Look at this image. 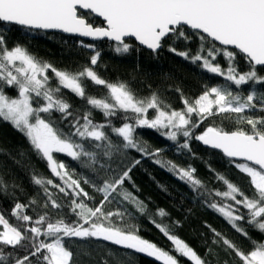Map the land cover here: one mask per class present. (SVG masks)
Masks as SVG:
<instances>
[{"label": "snow or ice", "instance_id": "6c2138e0", "mask_svg": "<svg viewBox=\"0 0 264 264\" xmlns=\"http://www.w3.org/2000/svg\"><path fill=\"white\" fill-rule=\"evenodd\" d=\"M81 9L102 17L106 26H94ZM0 22L34 30L58 29L84 37H107L117 42V53L132 50L133 45L127 42L128 38H134L153 54H158L169 38H173V43L181 40L191 42L195 38L199 41L195 53L187 48L180 51L171 44L168 50L228 82L205 85L203 92L194 99L181 93L184 107L177 110L156 91L147 97H139L129 82H110L102 78L94 70L100 58L99 51L90 56L88 65L78 70L59 69L33 54L26 46L16 44L9 48L5 36L0 33V119L22 133L31 151L46 161L52 176L63 181L61 186L52 178L33 173L32 182L41 186L47 197L43 204L45 211L35 219L26 212L37 203L35 199H30L27 204L16 200L10 213L16 223L0 211V264H33L32 258H35V264H76L74 251L66 246V238L110 242L146 254L163 264H179L177 256L188 259L192 264H211L174 234L182 226L181 221L164 224L149 217L172 242L173 248L165 250L143 238L139 227L128 222L135 216L127 207L123 211L119 207L115 211L105 210L113 201L121 205L127 202L139 214H148L147 204L124 187L125 181L132 182L130 173L140 164L136 159L130 165H124V153L134 149L142 156L160 157L164 149L150 148L146 141L137 138V128L156 130L174 142L178 152L186 151L192 157L196 156L191 148L193 139L219 149L229 158V163L247 175L253 189L251 195H246L236 183L210 165L209 171L224 184V190L209 188L191 164L181 166L171 160H154L185 182L196 199L225 217L231 227L248 238L253 246L245 251L211 225H206L214 234V244L222 242L225 251L235 253L241 264H264V241L251 240L247 229L242 226L247 223L264 235V116L245 114L253 110L264 112V92L254 87L264 86V75L258 70L264 69V0H0ZM82 46L94 47L92 44ZM220 56L226 59V67L219 63L217 57ZM237 57L244 59L247 71L239 70ZM88 81L104 86L107 94L96 96L88 93ZM232 85L237 89L248 86L250 90L244 95L240 90L234 91ZM6 88L14 89L17 94H7ZM63 89L90 106L82 116L74 115L73 106L63 95ZM176 91L180 92V89ZM92 110L100 111L105 120L94 122ZM149 110L155 112L151 118ZM120 112L125 114V122L117 127L111 118ZM54 113L60 114L58 119ZM217 116L225 119L235 116L237 126L227 129L213 123L196 134L195 130L205 121ZM69 118V130L65 131L60 125L68 122ZM108 128L122 141L114 142L106 131ZM0 154L11 157V153L2 148ZM18 154L23 157L27 153L20 150ZM57 154L66 155L97 174L104 173L99 177V183L83 180L102 194L99 204L89 206L85 202V198H93L81 187V181L73 178L68 166L57 159ZM234 158H242L243 162L237 163ZM116 159L121 163L112 168ZM48 186L71 197L67 207L75 220L69 223L63 215L54 218L49 214V208L55 213L65 205L57 202ZM17 187L0 173V196L14 195ZM132 187L135 189L134 183ZM241 206L246 212L240 210ZM154 215L170 216L164 208H158ZM42 236L48 239H41ZM17 249H23L27 254L20 256ZM211 252L212 249L208 248L206 255ZM84 255L90 256V253L85 252Z\"/></svg>", "mask_w": 264, "mask_h": 264}, {"label": "trees", "instance_id": "16d2710c", "mask_svg": "<svg viewBox=\"0 0 264 264\" xmlns=\"http://www.w3.org/2000/svg\"><path fill=\"white\" fill-rule=\"evenodd\" d=\"M81 13L94 26L103 25L99 19L92 16L89 12ZM187 31L192 32L190 29H187ZM0 33L5 36V41L9 48L16 44L26 46L33 54L50 61L59 69L78 70L84 65H88L90 63V56L99 51L100 58L98 65L94 66V70L102 78L110 82H116L117 80L129 82L139 97H147L151 92L156 91L166 103L171 104L172 108L177 110L184 107L181 93L185 97L194 99L203 92L205 85L213 86L228 83L223 77L209 73L197 64H193L189 60L168 50V46L171 44L180 51L187 48L195 53L199 46V41L195 38L191 42L181 40L176 43H173V38H169L165 40L164 47L159 53L153 54L151 51L139 47L132 40H127L128 43L133 45L130 52L117 53L115 51L117 44L112 42L99 41L91 43L76 37L32 30L3 22H0ZM87 44H92L94 47L90 49L82 46ZM217 47L220 46L217 45ZM217 59L222 67L227 66L226 59L223 56L217 57ZM237 63L240 71L248 70L243 58L237 57ZM258 70L261 75H264L263 69ZM49 75H52L51 72H49ZM52 83L55 85L56 81L53 80ZM87 84L88 93L96 96L107 94V89L104 86L93 85L90 81ZM254 87L264 92V86L255 85ZM177 88L180 89V92L176 91ZM232 88L234 91H242L244 95H247L250 90L248 86H241L240 89H237L236 86L232 85ZM5 91L11 96L17 94L12 88H6ZM62 93L72 104L74 115L82 116L84 111L89 109L90 106L86 105L84 100H81L69 90L63 89ZM154 114V110H149V118ZM245 114L264 116V112L258 110L246 112ZM53 115L58 119L60 114L54 113ZM124 115L122 112L118 113L117 116L111 118L112 123L117 127L121 126L125 122ZM92 119L94 122H103L105 117H103L100 111L92 110ZM70 121L71 118H69L68 122H62L60 126L65 131H68V123ZM213 123L227 129L237 126L235 116L232 119L217 116L205 121L200 128L195 130L196 134H200L209 124ZM106 131L112 136L114 142L122 141V138L111 133L110 128L106 129ZM135 135L137 138L146 141L150 148L164 149L160 157L142 156L134 149L126 150L124 153V165H130L136 159L140 160V164L136 165L130 173L132 182L125 181L124 187L133 191L136 196L147 204L148 214H139L127 202L121 205L113 201L107 205L105 210L115 211L119 207L123 211L124 207H127L135 216V219L128 222L134 223L139 227V234L143 238L155 242L165 250L173 248L172 242L155 227L149 217L155 219L158 223L164 224H170L172 221L179 220L182 226L177 228L174 234L184 239L198 254L209 260L211 264H241L235 253L231 252V250L225 251V246L222 242L220 244L212 242L214 234L206 225H211L212 228L222 233L224 237L232 240L245 251L251 250L253 246L251 241L237 233L220 213L206 207L203 201L196 199L194 193L185 182L181 181L166 168L156 164L154 160L157 158L171 160L181 166L191 164L197 169V176L204 180L209 188L224 190V184L217 181L214 173L209 171L208 165H210L216 172L225 175L229 180L236 183L246 195H251L253 189L247 175L241 173L234 164L229 163V159L220 151L205 148L194 139L191 141V148L196 156L192 157L186 151L183 153L178 152L174 142L166 139V137L156 130L137 128ZM0 148L11 153V157L7 154H0V173L5 175L8 182L18 185L14 195L10 194L7 197L0 196V211L4 212L11 222L16 223L15 218L10 216L11 209L16 200L18 199L19 202L27 204L30 199H35L37 203L26 209L27 214L33 216L35 219L38 214H43L45 211L43 204L47 197L43 188L32 182L33 173L35 172L45 178H52L56 183L61 184V186H63V181L52 176L46 161L40 159L31 151L24 135L17 131L9 122H5L2 119H0ZM20 150H26L27 154L21 157L18 154ZM57 159L62 160L68 166L69 171L73 173V178L80 180L81 187L93 198L92 200L85 198V202L89 206L99 204L100 200L103 199L102 194L97 192L91 184L83 183V180L88 179L99 183V177L103 176L104 173L99 172L97 174L90 168L84 167L64 154H57ZM120 163L121 160L116 159L111 166L112 168H116ZM133 183L136 186L135 189L132 187ZM48 187L57 198V202L65 205L62 210L55 213L49 208V214L54 216V218H59L60 215H63L69 223L75 220L76 217L70 213L67 207L71 203V197L60 193L58 189L52 186ZM68 191L69 193L71 192L70 189ZM228 203L233 202L228 201ZM158 208H164L170 216L162 218L154 215ZM240 210L246 212L242 206ZM242 226L247 229L251 240L264 241V235L259 231L253 230L247 223H243ZM41 239L48 238L42 236ZM66 246L74 251L76 264H103L105 260L107 264H163L162 261H157L146 254L124 249L102 240L80 241L78 239L68 240L66 238ZM208 248H211L212 252L206 255ZM16 251L20 256L27 254L23 249H17ZM85 252L90 253V256H85ZM172 254L176 255L175 252ZM32 259L33 264H35V258ZM177 259L179 260V264H186L183 262L185 260L184 257L177 256Z\"/></svg>", "mask_w": 264, "mask_h": 264}, {"label": "water", "instance_id": "95a60500", "mask_svg": "<svg viewBox=\"0 0 264 264\" xmlns=\"http://www.w3.org/2000/svg\"><path fill=\"white\" fill-rule=\"evenodd\" d=\"M81 12H89L92 16H94L95 18H97V19H99L102 23H103V25H100V27H103V26H106V22L103 20V18L102 17H99V16H97L96 14H94V13H91L89 10H83V9H81L80 10ZM3 23H6V22H3ZM6 24H8V23H6ZM17 26H19V25H17ZM20 27H24V26H20ZM25 28V27H24ZM32 30H34V29H32ZM191 30V29H190ZM37 31H43V32H48V33H59V34H62V35H64V36H70V37H76V38H79V39H81V40H85V41H87V42H91V43H94V42H99V41H108V42H112V43H115V44H117V42H115V41H113V40H110L109 38H107V37H101V38H93V37H84V36H80L79 34H72V33H64V32H62L61 30H58V29H49V30H37ZM193 31V30H192ZM127 40H132V41H134L139 47H141V48H143V49H145V50H148V51H150L149 49H147V47L146 46H142V45H140L139 44V42L138 41H135L134 40V38H128ZM216 44L218 45V46H220L219 45V42H216ZM230 47V46H229ZM264 70V69H263ZM203 147H205V148H209V149H214V148H211L210 146H205L202 142H200V141H198ZM215 150H218V151H220L221 153H222V151L221 150H219V149H215ZM223 154V153H222ZM224 155V154H223ZM226 157V156H225ZM226 158H228V157H226ZM229 159V158H228ZM235 159V161H237V162H243L242 161V158H234Z\"/></svg>", "mask_w": 264, "mask_h": 264}, {"label": "rangeland", "instance_id": "374dc122", "mask_svg": "<svg viewBox=\"0 0 264 264\" xmlns=\"http://www.w3.org/2000/svg\"><path fill=\"white\" fill-rule=\"evenodd\" d=\"M183 262H185L186 264H192V262H191V261H189V260H188V259H186V258H185V260H184Z\"/></svg>", "mask_w": 264, "mask_h": 264}]
</instances>
